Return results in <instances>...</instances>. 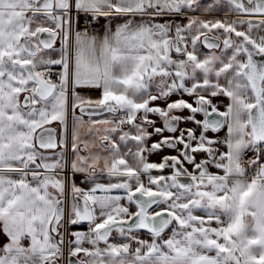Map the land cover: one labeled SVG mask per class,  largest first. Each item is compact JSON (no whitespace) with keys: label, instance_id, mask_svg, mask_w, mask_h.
Returning <instances> with one entry per match:
<instances>
[{"label":"snow or ice","instance_id":"obj_1","mask_svg":"<svg viewBox=\"0 0 264 264\" xmlns=\"http://www.w3.org/2000/svg\"><path fill=\"white\" fill-rule=\"evenodd\" d=\"M0 264H264V0H0Z\"/></svg>","mask_w":264,"mask_h":264},{"label":"crops","instance_id":"obj_2","mask_svg":"<svg viewBox=\"0 0 264 264\" xmlns=\"http://www.w3.org/2000/svg\"><path fill=\"white\" fill-rule=\"evenodd\" d=\"M217 16H219L220 14L219 13H217L216 14ZM103 23H104V21H103ZM95 31H99V29L98 30H95ZM90 94H96V93H90ZM69 121L71 122V117H69ZM53 126H55V127H57V125H53ZM67 153H68V159H69V162H70V159H71V147H70V144H69V146H68V148H67ZM154 159H156V157H153ZM66 175H68V176H71V172H70V169H68V170H66V173H65ZM81 179H82V177L81 176H79V175H77L76 176V183L78 184V185H80L81 187H84V185H82L81 183H80V181H81ZM71 193H69V195H68V200H69V202H71Z\"/></svg>","mask_w":264,"mask_h":264},{"label":"built area","instance_id":"obj_3","mask_svg":"<svg viewBox=\"0 0 264 264\" xmlns=\"http://www.w3.org/2000/svg\"><path fill=\"white\" fill-rule=\"evenodd\" d=\"M101 23H103V20H101ZM81 27H83V21L81 22ZM98 29H99V25H95L94 30H98Z\"/></svg>","mask_w":264,"mask_h":264},{"label":"water","instance_id":"obj_4","mask_svg":"<svg viewBox=\"0 0 264 264\" xmlns=\"http://www.w3.org/2000/svg\"><path fill=\"white\" fill-rule=\"evenodd\" d=\"M53 127H55V126H53Z\"/></svg>","mask_w":264,"mask_h":264},{"label":"rangeland","instance_id":"obj_5","mask_svg":"<svg viewBox=\"0 0 264 264\" xmlns=\"http://www.w3.org/2000/svg\"><path fill=\"white\" fill-rule=\"evenodd\" d=\"M71 197V196H70Z\"/></svg>","mask_w":264,"mask_h":264}]
</instances>
